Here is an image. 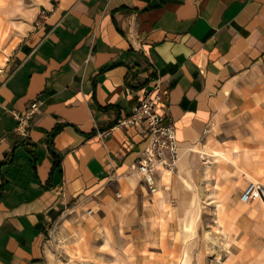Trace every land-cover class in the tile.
<instances>
[{
	"label": "crops",
	"instance_id": "obj_1",
	"mask_svg": "<svg viewBox=\"0 0 264 264\" xmlns=\"http://www.w3.org/2000/svg\"><path fill=\"white\" fill-rule=\"evenodd\" d=\"M34 1L0 68V264H54L50 226L71 206L113 187L150 191L137 167L149 136L116 123L155 79L180 147L170 172L179 194L190 193L200 147L227 107L257 86L264 100V0ZM36 99L21 136L13 110ZM56 126L60 160L48 141ZM164 176L157 184L169 193Z\"/></svg>",
	"mask_w": 264,
	"mask_h": 264
},
{
	"label": "rangeland",
	"instance_id": "obj_2",
	"mask_svg": "<svg viewBox=\"0 0 264 264\" xmlns=\"http://www.w3.org/2000/svg\"><path fill=\"white\" fill-rule=\"evenodd\" d=\"M34 4L0 0L6 27L0 68L34 19ZM262 135L264 100L257 86L213 123L190 193L173 191V174L166 171L169 193L159 185L154 192L113 187L111 197L71 206L50 226L53 263L264 264V198L241 200L251 181L264 187ZM215 150L224 155L214 156Z\"/></svg>",
	"mask_w": 264,
	"mask_h": 264
},
{
	"label": "built area",
	"instance_id": "obj_3",
	"mask_svg": "<svg viewBox=\"0 0 264 264\" xmlns=\"http://www.w3.org/2000/svg\"><path fill=\"white\" fill-rule=\"evenodd\" d=\"M162 88V80L155 79L152 86L144 91L140 102L129 114L120 117L116 123L117 126L137 125L147 132L149 143L142 152L137 167L152 192L157 189V173L174 172L178 167L180 156L175 125L171 121H166L168 104H161ZM42 102L41 99H36L31 101L23 111L13 110V115L17 120L15 131L19 135H28L31 120L40 110ZM263 198L264 187L254 181L246 186L241 196L243 202ZM92 212L93 209L90 208L89 213Z\"/></svg>",
	"mask_w": 264,
	"mask_h": 264
},
{
	"label": "trees",
	"instance_id": "obj_4",
	"mask_svg": "<svg viewBox=\"0 0 264 264\" xmlns=\"http://www.w3.org/2000/svg\"><path fill=\"white\" fill-rule=\"evenodd\" d=\"M60 130V126H56L49 134V137H48V141H49V145H50V148H51V152H52V155L60 160V157L59 155L57 154V152L55 151V148H54V137L55 135L59 132Z\"/></svg>",
	"mask_w": 264,
	"mask_h": 264
},
{
	"label": "bare ground",
	"instance_id": "obj_5",
	"mask_svg": "<svg viewBox=\"0 0 264 264\" xmlns=\"http://www.w3.org/2000/svg\"><path fill=\"white\" fill-rule=\"evenodd\" d=\"M5 29H6L5 24L0 21V35L3 33V31H5ZM260 140H261L262 143H264V135H262L260 137ZM222 155H224V152L223 151H221V150H215L214 156L221 157Z\"/></svg>",
	"mask_w": 264,
	"mask_h": 264
}]
</instances>
